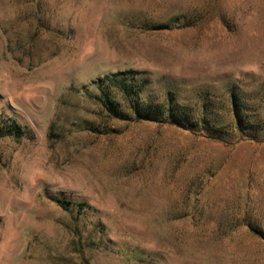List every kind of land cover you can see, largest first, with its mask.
<instances>
[{
    "label": "rangeland",
    "instance_id": "rangeland-1",
    "mask_svg": "<svg viewBox=\"0 0 264 264\" xmlns=\"http://www.w3.org/2000/svg\"><path fill=\"white\" fill-rule=\"evenodd\" d=\"M128 70L264 125V0H0V264H264V133L115 119L92 82Z\"/></svg>",
    "mask_w": 264,
    "mask_h": 264
},
{
    "label": "trees",
    "instance_id": "trees-1",
    "mask_svg": "<svg viewBox=\"0 0 264 264\" xmlns=\"http://www.w3.org/2000/svg\"><path fill=\"white\" fill-rule=\"evenodd\" d=\"M137 74L138 72L132 70L118 71L92 82L100 90L98 100L109 116L119 120H129L132 117L143 121H167L179 128L202 133L210 139L223 143H228L234 135H237L238 139L259 141V136L264 133V125L256 122L255 114L234 87L230 89L227 99V113L233 122L231 131L224 122L219 121L220 114L212 98H202L195 120L186 106L179 104L172 93H168L164 100L157 103L141 100L145 83L144 80L139 84L135 83ZM112 91L125 98L131 116L119 108ZM11 131L17 137L22 135L20 126L15 122L10 126ZM58 203L65 207V202L58 200Z\"/></svg>",
    "mask_w": 264,
    "mask_h": 264
}]
</instances>
